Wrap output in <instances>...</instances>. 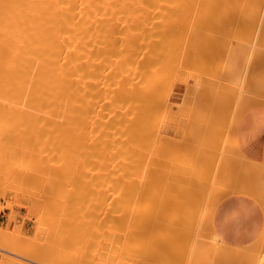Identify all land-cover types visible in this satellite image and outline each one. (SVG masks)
I'll use <instances>...</instances> for the list:
<instances>
[{"label": "bare ground", "instance_id": "bare-ground-1", "mask_svg": "<svg viewBox=\"0 0 264 264\" xmlns=\"http://www.w3.org/2000/svg\"><path fill=\"white\" fill-rule=\"evenodd\" d=\"M230 1L231 0H209L207 6H209L210 9H212V10L209 9L210 11L213 12V10H215V9L220 10V12H223L222 10H226V9H227L226 11H228L227 6L229 5L232 12H229L230 11V9H229L228 12L224 11L226 13L223 12V14H219L220 16L218 15V13L213 15L211 12V14L215 17L212 18V16L209 15L207 17L208 20H209V17L211 16L209 21L211 22V20L213 19L212 23L214 24L215 23L214 19L217 20L218 18H221V15H222V17L227 18L228 16H223V15L234 13V10H235V12H238V9H239V12L241 14L243 11H246L245 5H243V4L248 2L250 4L252 11H253V15H252L250 13L251 11L249 10L250 15H252V16L249 15V17L251 19L248 18V16L246 15L247 13L243 14L244 17H241L242 15L236 16L237 18L240 17L241 19H244V20H245V16H247L246 17L247 25H246V20L245 21L243 20L244 22L239 21V18H238L237 24L235 23L236 22L235 19H234L235 22H232V23H235V25H238V24H240L238 22H241V23L243 22L247 27L244 24L243 25L246 28L249 27V29H250L249 25L251 24V26L253 28L251 27L250 30L257 28V27H255L256 23H255V26L253 23L254 22H260V19L262 17V13H263V8H264V0H235L233 2H230ZM236 1H238V2H236ZM192 2L194 3L197 1L196 0H0V154H2L0 157V163L3 162L5 165L6 164L9 165V166H6V168H4V169L2 167V172H7V174L4 173L7 176L11 175L12 176L11 181H12L13 180V174H15L14 173L15 170L12 169L13 171L12 170L10 171V169L14 168V165H16V166L20 165V168H19L20 170L18 168H17L18 169L17 170L15 167L16 171H18V174H20L22 171H24L25 174L28 175L26 173L27 171H25V170L21 171V169L23 168V169L31 170L29 168H32L34 171L33 173L31 172V174H30V171H28L30 174L29 179L32 180L34 183L35 182L42 183L45 186V190L47 191V193L50 194V196H48V197L53 198L52 194H56V193L59 194L60 193V194L64 195L66 192H68V194H69V192L71 190L70 189L71 187L69 188V186H68L69 190L66 191L65 193L63 192V190L67 188V186L65 185L66 183L63 180L69 175L71 177L72 173L69 171L70 170L69 167L71 166V169H74L72 167L76 165L75 164V163H77L76 160L79 159V157L77 158V156H76V158H77L76 159L74 157V155L75 154H92V155H90V156H92V158L89 155L88 156L92 159L93 171L90 170L91 168L88 169V171L90 170L93 172V178H91V177L90 178L92 179L91 182H93L94 184L89 182L88 183L89 184L88 189H90L91 187L93 189V187H94L95 193L93 191L91 192L92 193L91 196L93 197V195H94V197L92 200L93 202L90 199V201L92 202V203L90 202L92 204V205L90 204L92 210L90 207H89V210H91L92 212L91 213L89 212V214H91L90 222H88L89 228L86 225L88 231L84 229L86 226L83 227V225H82V227H81L84 229V231L86 233L84 235L88 236V237H86V239L84 237V239L87 242L91 243V244L88 243L89 246L87 248L89 251H91L89 249V247L92 245L91 246L92 251H91V255H90L91 257L89 256V259H87L88 261H84L85 258L83 259V261L81 260L82 258L81 259L79 258L80 261L79 260L76 261L77 258L73 259L72 257L70 258V255L68 256V254L70 253V251L68 249H70L69 246L71 245V244L70 245H68V244L72 240L75 242L77 240L79 241L80 235L82 234V232H81V234L79 232L82 231L83 229L79 228L78 226L76 228L72 227L73 217L67 215L68 212H66V213L63 212V210H65L64 208H67L69 206L68 203L65 204L67 202V199L66 198H65L66 200L64 199L66 202L64 203L65 207L63 208V206H62V205H64L63 200H62L63 198L60 196L61 197L60 198L61 203L59 202V204H61V207L57 206L59 204L56 205L57 202L55 203L53 201V200L56 201V198L59 197L58 195H56L55 196L56 198H54L53 200H50L51 201L50 204L53 205L52 204V201H53V203H55L54 204L55 208H57V207L63 208L62 214H61L62 216L64 215L63 213L66 214V215H64V217L69 216L66 218L62 217L63 219H65V227L63 228L61 225L62 228L59 230V232L57 231V233H56L59 235V240H60V237H62L61 242L64 243L66 246V248L63 250L64 252L61 251L62 256L60 257L61 258V260L59 261L60 264H130V263L138 264L137 260H140L142 262L141 263L139 261L141 264H143V262H145L146 264H148V263L152 264L148 260H152V261L154 260V262H158L156 260H159V262H161V263L164 262L162 260H165L168 264H184V263L187 264V262H188V264H262V263H264V258H262L264 256L261 257V256L257 255V251L259 249V246L260 247L264 246V231L262 232L261 236L257 240V241H260L258 243V246H256V244H254V242H253L251 244L246 245V247H244V246L239 247V246L230 245V244L222 241L221 238H219V236L215 234V231H213L214 229H213V225L211 224L212 223L211 217H212V212L215 208L214 206L218 200V198L216 199V197H215L216 196L215 191H216L217 186L215 185V188H214V186H211V187H213V189L215 191L213 190L214 191L213 192L212 190H209V188H208V192H206L207 191L206 190L204 192L205 194L203 193V188H204V190L206 189L204 187V183L209 184L211 182V184H212L213 179H211V178H213V176H211V174L213 172L215 174L216 168L213 171V169H214L213 165L214 164L210 165L212 163L208 162V163H210L208 165H210V167L212 166V168H208V170L210 169V172H207L205 170V173L207 172L206 175H204L205 173L202 174V172H201L206 168L205 162H207L212 157V155H211L212 152H211V154L209 153L210 150L208 153L211 155V157H209V154L208 155L204 154L208 150L206 147H204L202 150H200V151H203L205 148L207 149V150H204L205 152L204 151L202 152L203 154H202L201 158L199 157L200 154L199 155L196 154L194 156V157H196L195 158L196 160L198 157L197 161H199V163H202L201 165L196 166L193 162H192L193 164H191L190 161L187 162L188 160L186 161L184 159L187 163H190L191 165H193L194 168L195 167L197 168V169L195 168L194 170L191 169L192 171L191 170L190 171L194 172V171L199 169L198 173L191 174L189 172L190 175L184 173L185 176L182 179H177V180H176V178H173V176L179 177L180 175L177 176V174L176 175L173 174V176L169 175V177L166 175L168 177V179H170V180L169 181L166 180L167 178L164 179L168 182L167 183L165 181L168 185L164 183V185L161 187V189H163V192L165 194V195L163 194L164 196H161L162 201H159L157 203L156 202L153 203L150 201L153 204L144 203L145 201H143V203H141L142 202L141 198H140L141 199V201H140L138 198L135 199L131 196L134 193L137 194L136 189H135L134 193H129V192H132V190H133L132 187L137 184V182L134 183V181H135L134 177L139 175L136 173V171L138 170L137 172L141 173V171L143 170V169L141 170V166L143 164L141 166L140 165L138 166L137 161L138 162H140V161L138 160L137 156L141 153V149H140L142 146L141 141L144 140V139L141 140L142 138L139 139V137H140L139 136V125H142L141 121L145 117L143 115L142 119H141V114H143L142 111H143V108H145V107H143L145 105L144 103H145V101L147 102V100H148V96L146 98L145 97L146 94L144 95V93L147 90H148V93L151 92V90L149 91V89L152 87L153 84L157 85L159 83L158 85H160L161 81H159V79L164 74V73L162 74V71L160 72L158 70V68L154 71H150V69L153 70L151 68L153 66V63L150 62V65L144 66L145 69H146V67L148 68L150 66L149 70H148V71H150V73L146 69V71L149 73V76H146L147 73L142 70L143 60H144L145 56H147V60H150L152 58L153 54H155L153 58H156V57L158 58V56L160 54L159 55H157V54L160 52L159 51L160 49H158V51H159L158 52L157 47L159 45H162L165 43H167V45H168V43H169L168 48H166L167 47L166 44L163 45V47L166 46V47H164L165 49L169 50V51L168 50L166 51L165 49H163V51H164L163 53H165V52L166 53L167 52L172 53V51L176 49L175 48L176 40L180 39V35L183 33V32L180 34L177 33V29H179V26L182 24V23L181 24L179 23V22H181L180 17L182 18V16L180 14L184 13V15L183 14L182 15L185 16V12L187 14V11L189 9L192 10L191 9L192 5H193ZM199 2H200V0H199ZM234 2L237 3V4L235 3L236 6L238 5L237 8H236V6L234 8V6H233L234 4L233 5L231 4ZM200 4L201 3H199V5ZM194 5H195V3H194ZM239 5H240V7H239ZM241 5L243 6L242 8H241ZM232 8H234V9H232ZM207 9H206V11L204 9L203 13L204 12L207 13ZM192 11L194 12V9ZM215 11H217V10H215ZM215 11L213 13H216ZM203 13H202V15H204ZM254 13L255 14L258 13L259 17L256 18L255 17L256 15L254 16ZM209 14H210V12H209ZM189 15H191V14H189ZM199 15H200V13H199ZM217 15H218V17H217ZM188 17H190V16H188ZM197 18H200V16H198ZM185 19H186V17H185ZM201 19H202V17H201ZM201 19H199V21ZM221 19H223L225 21L224 18H221ZM221 19L217 20L216 24H219L221 21H223ZM256 19L258 21H255ZM186 20L183 22V25H184V23H186ZM202 20L204 22V19H202ZM205 20H206V17H205ZM208 20H207V22H209ZM250 20H251V23H250ZM224 21L222 24L224 26L225 25L229 26V24H227L228 20L226 21V23ZM196 22H197V24H199L198 20ZM200 22H202V21H200ZM207 22H204V25H205V28H203L204 30L206 28H209L208 27L209 24ZM229 22H231V21H229ZM191 23H193V22H191ZM205 23H207L208 25ZM212 23L209 26H211V30L213 31V28L216 27L217 25L213 26ZM261 23L264 24V19L262 20ZM188 24H189V22L185 25H188ZM194 24H196V23H194ZM183 25H181V26L183 27ZM199 25H200L199 28L204 27L203 24H199ZM223 25H221V26H223ZM194 26H196V25H193V27H192L193 30L195 29ZM184 28H185V26H184ZM184 28H182V29H184ZM262 28H261V30H263V31H261V32L263 33L264 32V26H262ZM185 29H188V28L186 27ZM196 29H197V26H196ZM225 29H224V32H225ZM207 30H209V29H207ZM215 30L216 29L214 28V32H215ZM221 30H220L219 34L222 35L223 33H221L222 32ZM246 30H245V33L247 32V35L250 34L248 36L251 37L252 35L250 33V30L249 31H246ZM194 31H197V30H194ZM228 31L229 30H227V33H228ZM230 31H231V28H230ZM199 32H202L201 33L202 37H205L206 35H208L207 33L211 32V31L206 32V33H205V31H199ZM216 32H217V30H216ZM240 32H241V30H240ZM251 32L253 34V30ZM175 33L178 34L177 37H179V38L174 37ZM190 33H191V30H190ZM203 33H205L206 35L205 34L203 35ZM184 34H185V32H184ZM195 34H196L195 36H197V32ZM211 34L212 33H209V35H211ZM219 34L217 33L216 35L218 36ZM225 34H226V32H225ZM225 34H224V36H225ZM221 35H219V37ZM229 35L232 36V34H229ZM193 36L191 34L192 39L194 38ZM174 38H175V42H174V44H172V41ZM208 38H209V36H208ZM208 38H205L204 40L202 38V41H205V42H203V45L206 44V39H207L208 44L210 41L209 39H213V42H215V44H216V41H214V40H216V38L215 39L214 38L208 39ZM242 38H244V37H242ZM189 39H187V40H189ZM218 39L219 40L221 39L220 41H222L223 44L226 40V39L222 40L221 37ZM185 40H186V38H185ZM183 41H184V39H183ZM228 41H229V39H228ZM170 42L172 45L170 44ZM178 42H177V44H178ZM222 42H218V44L220 46L219 47L215 46L214 48L220 49L221 46L223 45ZM244 42H246V41H244ZM179 44H180V42H179ZM193 44H194V42H193ZM215 44H213V45H215ZM259 44H257V46L258 45L260 47L264 46L263 42H262L263 45L261 44V42H259ZM170 45L174 47V49L171 48L172 51L170 50ZM186 46L189 47V44H187ZM205 46L207 48V46H209V45H205ZM223 46L225 48H228L226 42ZM245 46H247V44H245ZM249 46H251V45L249 44ZM178 47H179V45H178ZM233 47H232V49H234ZM241 47H242V45H241ZM254 47H255V45H254ZM158 48H160V47H158ZM189 48L192 49V47H189ZM237 48H239V47H237ZM237 48H236V52L239 51V50L237 51ZM222 49H221L222 52L219 54V55H221L220 57H223V55L224 56L226 55V54H223V52H225V50H222ZM241 49H243V48H241ZM252 49H253V46H252ZM161 51H162V47H161ZM178 51H176V52H178ZM218 51H217V53H218ZM173 52L174 53H172V54L167 53V55L168 54L174 55L176 53L175 51H173ZM205 52H206V50H205ZM205 52H203V53H205ZM236 52H234V53H236ZM240 52L241 51H239V53ZM243 52H241V53H243ZM198 53H202V52L199 51ZM206 53L209 54L210 51L206 52ZM212 53H214V52H212ZM254 53L257 54L258 57L260 58V54L258 52L257 53L254 52ZM185 54H187V52ZM246 54H247V51H246ZM249 54H251V53H249ZM162 56L165 57L166 55L163 54ZM193 56H194V54H193ZM211 56L209 57V55H207V58L209 57L212 59L214 57V56L213 57H211ZM216 56L217 55L215 52V58H216ZM229 56H230V54H229ZM238 56H237V58H238ZM160 57L161 56H159V58ZM167 57H166V60H167ZM185 57L187 58L188 56H185ZM220 57L217 56V59L224 60V58H220ZM232 57H233V59L231 58L232 60H230L231 63L236 61L235 60L236 58L234 59V56H232ZM159 58L153 60L156 63H157V60L159 61L158 65L155 64V67L159 66V67H161V69L167 70V69L163 68L164 67L163 61H165L164 64H167V61L166 60L162 61V59H163L162 57L160 60H159ZM207 58L205 59L206 61H207ZM251 58H253V57H251ZM197 59L199 60L200 57L197 56ZM217 59L215 60V62H214V58L212 60L213 61L212 66H214L213 70L215 71L217 69L216 72L219 71L218 70L219 67L217 68V66L214 65V63H216ZM256 59L257 58L254 56V60H256ZM261 59L263 62L260 61V59H257L254 62V60L252 59L253 62H251V67L253 66L256 69V67L259 65L260 68L258 69V71L264 70V68L262 69V66H261L264 63V58L261 57ZM198 60H197L196 64L199 62ZM208 60H210V59H208ZM161 61H162V63H161ZM200 61L202 62V60H200ZM257 61H258V63L260 62L261 65L257 64ZM168 62H170V61H168ZM182 62H184V61H182ZM226 62H227V60L225 61V64H226ZM244 62H245V60H244ZM151 63H152V66H151ZM159 63H161L162 66ZM171 63L172 62H170V65H171ZM175 63H177V62H175ZM189 63H191L190 58H189L188 64ZM220 63H217V64L220 65ZM227 63H229V60ZM236 63H237V61H236ZM252 63H253V65H252ZM186 64H187V61H186ZM193 64H194V62L191 63V66ZM198 64L201 65L200 62ZM222 64H223V62H222ZM254 64H256V65H254ZM202 65H201V67H204ZM207 65H208V62H207ZM236 65H238V63ZM238 66H241V65H238ZM171 67L172 66H170V68ZM174 67H175V65H174ZM192 68H195V67H192ZM205 68L207 70H209L208 67L205 66L204 69ZM241 68H242V66H241ZM246 68H248V67H246ZM206 69H205V71H206ZM219 69H221V68H219ZM232 69H234L233 66H232ZM157 70L159 71V74L160 73L162 74V75H160L161 76L160 78L158 77V75H157V77H155L156 74H158ZM200 70H203V68H201ZM238 70H239V68H238ZM238 70H237V72H238ZM240 70H242V69H240ZM142 71L145 72L144 75H145V77H147V79L146 78H144V79H146V80L141 78V74L143 73ZM176 71H177V69H176ZM222 72H224V71H221V74H222ZM183 73L185 74V71ZM192 73H189V76ZM260 73H262V72H260ZM260 73H258V74H260ZM151 74H152V76L154 75L153 77H155V79L152 77V80H155V81H153L154 83L151 81V79H148V77H151ZM168 74H166V75H168ZM187 74H188V72H187ZM249 74H251V73H249ZM253 74L250 78L253 77ZM232 75H238V74L234 73ZM164 76L165 75H163V78L165 79L166 77H164ZM176 76H177V73H176ZM203 76H202V78H203ZM249 76L247 78H249ZM255 76H257V75H255ZM263 76H260V77H263ZM178 77L179 76H177L176 78H178ZM223 77H226V76H223ZM156 78L158 81L157 83H155ZM167 78H170V77L167 76ZM199 78H197V80L201 81V79H199ZM226 78H224V79H226ZM192 79H194V78H192ZM142 80H144V82H147V83H149L148 80H150V83H152L151 86H149V88L147 90L144 89V87H146V86H144L145 84ZM204 80H202L201 82H205ZM239 80H241V79H239ZM245 80H246V77H245ZM252 80L253 79H251L250 81H252ZM163 81H166V80H163ZM167 81H169V79ZM250 81H249V83L252 84L253 81L252 82H250ZM211 82H213V81H211ZM217 82L218 81L214 82V84L216 85ZM221 82L222 81H220V83H219V87L221 86ZM163 83H167V82H163ZM207 83H208V81L206 82V84ZM222 83H224V82H222ZM249 83H248V85H250ZM142 84H144V85H142ZM201 84H203V83H200V85ZM208 84L205 86H208ZM164 85H162V86L164 87ZM170 85H172V84H170ZM211 85H213V83ZM254 85H255V83H254ZM254 85H252V86L254 87ZM173 86H174V84H173ZM201 86H198V88H200ZM213 86H210L211 91L217 85L212 89ZM229 86H231V85L229 84ZM229 86L227 85V86H225V88H228ZM244 86H246V85L244 84ZM219 87H216V88L219 89ZM247 87L248 86H246V88ZM249 87L251 89L253 88L251 86H249ZM256 87L259 88V86H256ZM204 88H208V90H209V87H204ZM250 88H249V90H251ZM151 89H153V88H151ZM170 89H172V88H170ZM217 89H214V91H212L213 93L210 91V93H212L211 95L208 94L209 91H207V89H205L206 91H204V92L205 93L207 92L209 97L212 96V97H210L213 99V100H211V101H213L212 105L214 104V102L215 103H222V105H224V107H222V105L220 106V104L219 105L214 104V106L217 108H218V106H220L219 108H224V110L227 111V106L229 104L226 102H228V100L231 98L229 96L230 91H228L231 89V87L229 89H224V90L228 91L229 94L225 93L226 91L224 92V90L222 92V90H217ZM253 89H252V91H256ZM156 90L153 89L152 92L155 93ZM191 90H193V85H192ZM202 90H203V88H201V91ZM197 92H198V90H197ZM151 93H150V95H151ZM189 93H190V90H189ZM243 93L246 94L247 92H243ZM243 93H241V94H243ZM258 93H260V92L258 91ZM165 94H166V92H165ZM190 94L188 95V97L184 98V100L182 99L183 100L182 103L184 105H186L185 108H187L189 100H191V102H189V104L195 101V98H193V97H195L193 95V93L191 95ZM232 94H230V95L233 98L234 94L233 95ZM192 95H193V97H192ZM203 95L205 97L206 94H202V97H200L201 101H202V99H204ZM225 95L228 97L226 98ZM235 95H234V97H235ZM159 96H160V94H159ZM197 96L198 95H196V97ZM199 96H201V95H199ZM236 96L238 97V93ZM246 96H248V95H246ZM154 97H156V96H154ZM209 97H208V99H209ZM255 97H253V98H255ZM160 98L162 99V97H160ZM166 98H167V96H166ZM169 98H171V95ZM169 98H167V99L169 100L168 101L169 104H171V101ZM189 98H191V99H189ZM205 98H207V97H205ZM243 98L244 97H242V99H239L240 100L239 102H241V100L243 101ZM161 99H158V101L161 102ZM223 99H225L227 101H225ZM151 100H152V98H151ZM251 100L252 99L249 98V101H246L247 106L241 105L242 104L241 103L240 104L241 106L239 105L240 107L238 106L237 109H245L246 110V109H250V108L255 107V106L264 105L263 99L261 101H258V102H256V99L254 101L252 100L253 103L250 102ZM163 101L165 103H167L166 99ZM204 101H205V99H204ZM204 101H202V102H204ZM231 101L232 100L229 101L230 104L234 103V105H236L235 104L236 99L232 103H231ZM196 102L200 103V101H196ZM196 102H194V103H196ZM209 102H210V100H209ZM209 102L207 101V104ZM239 102H237V104H239ZM244 102H245V100H244ZM248 102H250L251 104H249ZM147 103H149V101ZM161 104L159 106H161ZM169 104H168V106H169ZM201 104L204 107L205 103L204 104L201 103ZM226 104H227V106H225ZM232 105L229 108H232L233 107ZM157 106H158V103H157ZM168 106L166 105V108ZM194 106H196V104ZM207 106L208 105H205L204 108L206 109ZM146 107L149 108L148 106H146ZM203 107L201 106V108H203ZM198 108H199V106H198ZM152 109L153 108H151V110ZM207 109H208V107H207ZM210 109L211 108H209V111H210ZM103 110H105L104 116H103ZM149 110L150 109H148V111ZM151 110H150V112H151ZM188 110H189V108H188ZM198 110L200 111V109H198ZM215 110H217V109H215ZM209 111H208V113H209ZM243 111L244 110H240L239 112L241 114H243L244 113ZM152 112H153V110H152ZM168 112H169L168 116L169 117L172 116L170 110ZM189 112H191V111L189 110ZM146 113H149V112L146 111ZM200 113H201V111H200ZM150 114L151 113H149V115ZM217 114H218V112L216 113V115ZM161 115H162V113H161ZM161 115H160V118H161ZM208 115H210V114H208ZM226 115H228V114H226ZM239 115L240 114L238 113V116ZM150 116H152V115H150ZM205 116H207V115H205ZM219 116H221V115H219ZM222 116L226 120L228 119L227 116H226L227 118L224 116V112H223ZM147 117H146V119H147ZM223 117H221V119ZM152 118H153V116H152ZM193 118H194V116H193ZM213 118H214V116H213ZM217 118H218V116H217ZM147 120H146V122H147ZM148 121L150 122L151 120H148ZM158 121H159V119H158ZM158 121L155 119L154 123L157 124ZM207 122H208V119H207ZM223 122H225V120ZM151 123H153V122H150V124ZM205 124H207V123H205ZM233 124L235 125L234 122H233ZM223 125L227 126V123H223ZM234 125H233V127H234ZM154 126L156 127V125H154ZM154 126L153 127L149 126L148 128H151V130H153V128H155ZM203 126H202V128H203ZM213 126H215V125H213ZM213 126H208V128H211ZM229 126L227 128H230ZM208 128L207 129L204 128V129L208 132L209 135L213 134V132L209 133ZM224 128H222V130ZM199 129H200V127H199ZM232 129L233 128L231 127V130ZM210 130L213 131V129H210ZM147 131H150V130L148 129ZM197 131L199 132L198 129H197ZM232 131H230V132H232ZM205 132H203L204 138L206 137ZM215 132H216V130H215ZM147 133L148 132H146V134ZM216 133H214V134H216ZM149 134H152V132ZM199 134H201V133H199ZM220 134H221V132L219 133L218 137L222 136V134L221 135ZM160 135H161V133L158 136H160ZM163 135L164 134H162V136ZM231 135H232V133H231ZM165 136L166 135H164L163 137H165ZM215 136H217V135H215ZM229 136H230V134H229ZM190 138H191V136L189 137V139ZM213 138H215V137H213ZM229 138H231V137H229ZM203 140H204V142H202V143L200 142L199 145L205 146L203 144V143H205V139H203ZM224 140H225V138H224ZM211 141H210V144L212 145ZM233 141H234V139H233ZM147 142L148 141H146V143H145L146 145H148L150 143V142L149 143H147ZM153 142H156V140ZM172 142H170V145H172L171 144ZM187 142H189V141H187ZM196 143H197V141H196ZM232 143H234V142H232ZM155 144L156 143H154L153 145H155ZM157 144H158L157 146L159 147V143H157ZM175 144L176 143L174 142L173 145L175 146ZM227 144L228 143L226 142V145ZM229 144H231V143H229ZM215 146L216 145H214V147ZM159 148H156V149L159 150ZM215 148H218V145ZM225 148H226V146H225ZM143 149L146 151L147 147H146V149L143 147ZM174 149H176V147H174ZM200 149H201V147H200ZM231 149H233V147ZM149 150H150V148H149ZM187 150L189 151L190 149H187ZM216 150H219V149H216ZM150 151H149V153H150ZM175 151H174V155H176ZM222 151H223V149H222ZM142 152H144V151L142 150ZM165 152L167 153V151H165ZM195 153H196V149L194 151V154ZM230 153H232V152H230ZM36 154L37 155L42 154V155H40V158H39L40 160H38ZM151 154H149V155H151ZM203 155L207 156L208 158L205 157V159H203V157H204ZM213 155H214V153H213ZM41 156L44 157V158L42 157L43 161L41 159ZM70 156H73V157H71L73 159H71ZM240 156L241 155L239 154V157ZM165 157H166V155H165ZM170 157H171V155H170ZM183 157H185V156H183ZM194 157L192 156L193 159H194ZM224 157H225V155H224ZM224 157L222 156L221 158H224ZM241 157L239 159H238V157H236L238 159V161L235 160L236 158L233 159L230 156H229L228 160H227V157L225 160L228 162V165L232 164V162L235 163L234 165L238 164L235 167H236V169L238 168L237 172L239 171V173L241 175V177L238 176L241 179V180L239 179V181L241 183L238 184V182H237V184L239 185V189H240V187H242L240 191L249 193L250 195L256 197V199L260 200V202L262 203V205L264 207V179H263L264 166L263 165L261 166L259 164L257 165V163L255 164L253 162H249V160L245 159L246 157L245 158L243 156H241ZM167 158H168V156H167ZM83 159H84V157H83ZM186 159H190V158L188 157ZM200 159H202V161L204 160V162H202ZM15 160H17V161L20 160V162L18 161L19 164H14ZM70 160H71V162H70ZM72 160H74V162ZM135 160H137V161H135ZM217 160H215V161H217ZM231 160H232V162L230 163ZM39 161H42V162H39ZM155 161H156L155 163L158 162L157 159ZM218 161H220V160H218ZM235 161L238 163H236ZM84 162H83V165H84ZM162 162H164V161H162ZM168 162H170V161H168ZM173 162L174 161L170 162L169 164H171ZM177 162H178V160H177ZM203 163H205V165ZM222 163L220 162V165H219L220 168H218V172H217V173H220V175L224 173V172L221 173V169H222L221 164ZM10 164H12V165H10ZM72 164H75V165L72 166ZM78 164H81V163H78ZM139 164H141V163H139ZM152 164H153V161H152ZM179 164L181 165L182 162ZM244 165H246V166H244ZM26 166L28 168H24ZM177 166H178V164H177ZM200 166H202L204 168V169L201 168V171H200ZM7 167H8L9 171L6 170ZM178 167H177V169H178ZM185 167H187V166H185ZM230 167H231V165H230ZM230 167L227 168L228 172H231L234 169L233 168L231 170ZM75 168L78 169V167H75ZM189 168H191V167H189ZM0 169H1V167H0ZM3 170H5V171H3ZM139 170H140V172H139ZM175 170H176V168H175ZM79 171H81V169H79ZM165 171H167V170H165ZM180 171H182V170H180ZM8 172H10V173H8ZM11 172H13V173L11 174ZM199 172L201 173V175L199 174ZM153 173H151V174H153ZM239 173H238V175H239ZM16 174H17V172H16ZM75 174H76V172H75ZM163 174L165 175V173H163ZM160 175H162V173ZM182 175H183V173H182ZM2 176H3V174H2ZM2 176L0 177L1 182L6 181L8 179V177L6 179L5 178L6 176H4V177H2ZM21 176L23 177V174H20V177ZM91 176H92V174H91ZM201 176H204V177L206 176V177L204 179V178H201ZM14 177H15V175H14ZM25 177H27V176H24V178ZM143 177H140V178L142 179ZM149 177H150V175H149ZM215 177H217V180L215 178L216 181H220L221 176L219 178V176L217 174V176H215ZM233 177H235V176H233ZM18 178H19V176H18ZM18 178L16 176L14 178V180L17 179L16 182L18 183V180H19L20 181L19 183L22 184V182L24 180L21 182L22 178L21 179L20 178L18 179ZM68 178H66L67 179L66 181L69 182V180H70V182H71V179H68ZM171 178L175 179L176 182L171 180ZM225 178H226V176H225ZM225 178H222L223 180L221 179V181L223 182ZM72 179H73V176H72ZM146 179L147 178H145V180ZM158 179H159V174H157L155 172V174L151 176L150 180L149 181L147 180V181L149 182V184H150V182L160 184V182L162 180L160 182H158L159 181ZM202 179L206 180L207 182L202 181ZM209 179L211 181L208 182ZM7 181L5 183H7ZM11 181L9 178L8 182H10V184H12ZM87 181H89V179ZM87 181L85 180V184L87 183ZM172 181L175 182V184L173 183L174 185L169 186V183L171 185ZM141 182H143V181H141ZM141 182L139 183V181H138L140 186H139V184H137L135 186V187L139 186V188H138L139 191L142 187L141 185H143V183H145V182H143L141 184ZM213 182L216 183L215 181H213ZM14 183H15V181H14ZM24 183L25 182H23L22 187H23V185L24 186L26 185ZM71 183L74 185L73 182H71ZM75 183H76V181H75ZM90 183L92 184L91 187H90ZM133 183H134V185H133ZM88 184H86L87 187H88ZM149 184H147V185H149ZM220 184L223 185V183H220ZM165 185H167L166 186L167 188H165V190H164ZM28 187L29 186L26 185L25 188L28 189ZM30 187H29V189H31ZM32 187H34V186H32ZM41 187L39 190H41ZM143 187L145 189V186H143ZM168 187H170V190H167V189H169ZM227 187H229V186H227ZM8 188H9V186H8ZM11 188H13V187H11ZM36 188H33L32 190H34V189L36 190ZM151 188H152V186H151ZM157 188H159V187H157ZM236 189H237V187L234 189H231V190L232 191L235 190L236 192H238L239 190H236ZM37 190H38V188H37ZM43 190H41L42 195H43ZM143 190H142V193L140 192V194H142V195H144ZM27 191H29V190H27ZM209 191L214 193V194L211 193L209 196H207V193H209ZM218 191H217V193H218ZM235 191L233 193H236ZM38 192H40V191H38ZM61 192H63V193H61ZM74 192H76V191H74ZM74 192H71V193H74ZM84 193L85 192L83 191L82 194H84ZM155 193H157V192H155ZM41 194H39L38 196H41ZM76 194L77 193H75V197H74L75 199H76V197L79 198V196H77ZM140 194L138 197H140V196L142 197V195H140ZM151 194L153 195V192ZM65 195L68 198V202L70 203L69 200H70V198H72V196L69 194V196H71L69 198L67 196V194H65ZM65 195H64V197H65ZM218 195H219V193H218ZM151 197H153V196H151ZM157 197H159V196H157ZM161 198H158V199H161ZM38 199H40V198H38ZM41 199H43V198H41ZM77 200H80V199H77ZM43 201L44 200L39 201V202L44 204ZM45 201H46V198H45ZM71 201H73V200H71ZM147 201H148V199H147ZM39 202H38V204H39ZM46 204L47 203L45 202V205ZM66 205H67V207H66ZM38 206H40V204ZM148 206H149L148 210L153 207L152 209L155 210L154 211L155 216H152L151 218H149L147 220L144 218V208H147ZM169 206L171 207V209L168 208ZM45 207L46 206H44V208ZM205 208H206V210L204 211ZM45 209H47V208H45ZM45 209H44V211H45ZM53 210H51V213ZM167 210H169V211H167ZM151 211L152 210H150V212ZM166 212L167 213L172 212L171 213L172 215H170V213H168L170 215L169 216ZM12 221H13V219L11 218L9 220V224H8L9 227L11 226ZM60 222H62V221H60ZM50 226L54 227V225H50ZM62 230H63V232H62ZM0 231L2 233V234L0 233L1 234L0 235V245L10 244L7 239L2 238V235H4L5 232L7 233L8 231L5 229L2 230V228H0ZM50 231H52L51 233H53V230L50 229ZM55 232H56V230H55ZM59 233L61 234V236ZM181 233L183 236L179 235ZM76 236L77 237L79 236V237L77 239H75ZM204 237H208L209 240L207 238L204 239ZM82 238L83 237L81 235V239ZM182 239H183V241H181ZM202 239H204V240H202ZM184 240L187 241V244H185ZM206 240H208V241H206ZM67 247H69V248H67ZM42 252L44 253L45 251H42ZM42 252L36 251V253L33 254V258L38 259V260L46 259L45 253L43 254ZM133 253L135 254V256H137V258L140 255L139 257H141L142 259H140V258L137 259V258L131 256ZM88 254H90V253H88ZM186 254H188V255H186ZM262 255H264V254H262ZM148 256H150L151 259H149L150 257H148ZM145 257H147L146 258L147 261H145L146 259L144 260ZM201 257L206 258V262L200 263L198 261V259ZM129 258L133 259L132 261H134V262L129 263V260H130ZM134 258L136 259L137 263L135 262ZM71 259H73L75 261H73Z\"/></svg>", "mask_w": 264, "mask_h": 264}, {"label": "rangeland", "instance_id": "rangeland-1", "mask_svg": "<svg viewBox=\"0 0 264 264\" xmlns=\"http://www.w3.org/2000/svg\"><path fill=\"white\" fill-rule=\"evenodd\" d=\"M197 2H194L195 3V5H194V3H193V5H192V10L194 9V12L192 11V10H188L187 11V14H186V12H185V16H183L184 15V13H181L180 15L182 16V18L180 17V21L181 22H179L181 25H183V22L186 20V23H184V25H183V27L180 25L179 26V29H177V33H182L181 35H180V39H177L179 42H180V44H179V42L176 40V46H175V50H173V51H178V52H176L174 55H171L172 53H174L173 51H172V49H174V47L173 46H171L172 44H174V42H175V38L178 36V34L177 33H175V35H174V39H173V41H172V44H171V42H170V50L172 51V53L171 52H167V53H171V54H168L167 55V53L165 52V53H163L164 51H163V49H165L164 47H166V48H168V46H169V43H168V45H167V43H165L166 44V46H164L163 47V45H165V44H162V45H159L158 47H160V48H158L157 47V51H158V49H160L158 52V54L157 55H159V56H161L162 58L164 57V56H162L163 54H165L166 56L162 59V61L163 60H166V57H167V64H164L165 63V61H163L164 63H163V68H165V69H167V70H164V69H161V67H159V66H156L155 67V64H157L158 65V60H157V63L155 62V61H153V60H155V59H158L159 58V56H158V58L156 57V58H153L154 57V55L155 54H153V56H152V58L150 59V60H147V56H145V58H144V60H143V68H142V70L143 71H145L146 73H147V75L146 76H149V73H150V71H154V70H156L157 68H158V70L161 72L162 71V74L163 75H165L164 77H166L165 79L163 78V75L160 73L159 74V71L157 70V72H158V74H156V76L155 77H157V75H158V77L160 78L161 76L160 75H162V79L160 78H158L159 79V81H161V84L163 83V82H167V83H163L162 85H164V87L161 85H156V84H153L152 85V87L151 88H153V89H157L156 90V92L155 93H153L152 91H153V89H149V91L151 90V92H149L148 93V88H149V86H151V84L152 83H150V80H148L149 81V83H147V82H144V80H146L147 79V77H145V72H143L142 74H141V78H146V79H144V80H142L143 82H144V84H142V85H144V86H146V87H144V89L145 90H147V91H145V93H144V95H145V97L147 98V96H148V100H147V102L149 101V103H147L146 101H145V105L143 106V107H145V108H143V115L145 116L144 117V119H143V128L144 129H142L141 128V125H139V139H141V140H143V141H141V143H142V146L146 149V147H147V149L149 150V148H150V153H149V151L146 149V151L143 149V147L142 148H140L141 150H143L144 152H143V154H139L138 156H137V158H138V160L140 161V162H138L137 160H135V161H137V163H138V166L140 165H142L141 166V173H138L137 171H136V173L137 174H139L138 176H135L134 178H135V181H134V183H136L137 182V184H139L141 181H143V182H145V183H143V182H141V184L143 183V185H141L142 187H141V189H140V191H139V186H140V184H139V186L138 187H135L136 185H134V183H133V190H132V192H129V193H134L135 192V189H136V193L137 194H133V195H131L133 198H138L139 200H143V201H145L144 203H146V201H147V199H148V201H147V203H151V202H159V201H162V198H161V196H164L165 194H164V192H163V189H161V187L164 185V183L165 184H167L168 182L166 181V180H170V179H168V177H169V175L171 176H173V174H177V176H179V177H174L173 176V178H176V180L177 179H182L184 176H185V174H188V175H190V173L191 174H194V173H198V170H196V171H194V172H191L192 170L191 169H195L194 168V166L193 165H191V164H195L196 166L197 165H201L202 163H199V161H197L198 160V157H197V160L195 159L196 157H194L196 154H184L183 156H185V157H183V160L185 159L187 162H189L190 161V163H187L185 160V162H186V164L184 163L183 164V162H182V164H181V166H183V168L181 167L180 169H176L175 170V172H173V170H172V168L171 167H173V165H174V162L173 163H171V164H169L170 162H172V161H174V160H172L173 158H172V156H173V154H165L166 152L165 151H167V153H169V151L171 150V147L170 146H172V145H170V142H172V141H177L176 139H173V138H170V137H168V136H165V137H163L162 136V134H164V128H165V125L167 124V123H169V120H170V117L168 116V111H169V109L168 108H170V104H169V100L167 99V98H169L170 97V95H171V93H172V90H173V87L175 86V85H177V84H183V85H185V86H187V87H189L190 89H192V85H193V90L195 91V90H197L198 89V86H201V87H206L205 85H207L208 83L210 84H208L209 86H213L212 87V89L216 86V87H219V83H220V81H222V82H224V83H222L221 82V86L219 87V89H217L216 87L214 88V89H217V90H222V92H223V90L224 89H229L230 87H231V89L230 90H228V91H230V94H236L237 95V93H238V97L235 95V97H234V95H233V98H232V96L229 94V92L228 91H226V90H224V92L225 93H228L229 94V96L231 97H229L230 99L228 100V102L230 101V100H232L231 101V103L232 102H234L235 101V99H236V101H235V104L236 105H234V103H232L233 105H234V108L235 107H237L238 108V106L241 104V105H245V106H247V102L246 101H249V98L250 99H252L253 101L256 99V102H258V101H261L262 99L264 100V70H259L258 71V69L260 68L259 67V65L256 67V69L252 66L251 67V62H253L252 61V59L254 60V56L257 58V59H260V61H262V59H261V57H263L264 58V46H262V47H260L259 45V42H261V44H262V42H263V44H264V32L262 33L261 31H263V30H261V28H262V26H264V24H262L261 22H262V20L264 19V8H263V13H262V17H261V19H260V22H254L253 24H254V26H255V23H256V26L255 27H257V28H255V29H252L253 30V34H252V30H250L251 29V24L249 25L250 26V29H249V27L248 28H246L247 26V20H246V17L248 16V18H250L249 17V15H250V13L253 15V11H252V9H251V7H250V4L247 2V3H245V4H243V5H245V10L246 11H243L241 14H240V12H239V9H238V12H235V10H234V13H230V14H225V15H223V16H228L227 18L226 17H222V15H221V18H226L227 20H228V22H227V24H229V26H224L222 23H223V19H221V18H218L217 20H223V21H221L219 24H216V22H217V20H215L214 19V21H215V23L213 24L212 23V21H213V17H215V16H213V15H215V14H217L218 13V15L219 14H223V12L224 11H226V10H222L223 12H220V10H218V9H215V10H217V11H215V10H213V12L215 11L216 13H213L212 11H210V10H212V9H210V7L209 6H207V4H208V2H209V0H200V2H199V0H196ZM233 1H235V0H231L230 2H233ZM229 2V1H228ZM236 2H238V1H236ZM236 2H234V3H231L233 6H234V8H235V6H236ZM199 3H201L200 5H199ZM236 3V4H235ZM230 4V5H231ZM239 4V3H238ZM199 5V6H198ZM231 5V6H232ZM197 6V7H196ZM227 6V5H226ZM238 6V5H237ZM237 6H236V8H237ZM228 7V11H229V9H230V7H229V5L227 6ZM239 7H240V5H239ZM243 6L241 5V8H242ZM208 8V9H207ZM223 8V7H222ZM221 8V9H222ZM234 8H232V9H234ZM205 9V11H206V9H207V13L206 12H204L203 13V10ZM210 9V10H209ZM220 9V8H219ZM244 9V8H243ZM242 9V10H243ZM196 10V11H195ZM241 10V9H240ZM251 12H250V11ZM228 11H226V12H228ZM196 12V13H195ZM200 13V15H199V13ZM204 14V15H202V13ZM209 12H210V14H209ZM211 12H212V14H211ZM226 12H224V13H226ZM229 12H232L231 11V9H230V11ZM250 12V13H249ZM238 13V14H237ZM247 13V14H246ZM249 13V14H248ZM183 14V15H182ZM189 14H191V15H189ZM207 14V15H206ZM243 14H246L247 16H245V20H246V25L243 23L245 20L244 19H241L240 17H238L239 18V21H243L242 23L241 22H238V23H240V24H238V25H235V23L237 24V21H238V18L236 17V16H239V15H242L241 17H244L243 16ZM190 16V17H188V16ZM202 15V16H201ZM209 15H211L212 16V20H211V22L209 21L210 20V17H209V20H208V16ZM218 15H217V17H218ZM234 15V16H233ZM252 15H250V16H252ZM256 15V16H255ZM198 16H200V18H197ZM220 16V15H219ZM254 16L256 17V18H258L259 17V15H258V13L257 14H255L254 13ZM185 17H186V19H185ZM188 17V18H187ZM201 17H202V19H204V22H207V20L210 22H207L209 25H211V23L213 24V26L214 25H217L216 27H214L216 30H217V32H216V30H215V32H214V28H213V31L211 30V26H209L207 23H205V24H207L208 25V27L209 28H206L205 30L203 29V28H205V25H204V22H203V20L201 19ZM204 17V18H203ZM205 17H206V20H205ZM216 17V18H217ZM236 17V18H235ZM184 19V20H183ZM197 21L198 20V22H199V24H203L204 25V27H200L199 28V24H197V22L195 21V20ZM199 19H201L200 21H202V22H200L199 21ZM225 19V23H226V20ZM236 20V22H235V20ZM241 19V20H240ZM251 19V18H250ZM195 21V22H194ZM229 21H231V22H229ZM254 21V20H253ZM255 21H258L257 19L255 20ZM189 22V24L188 25H185V24H187ZM191 22H193V23H191ZM232 22H235V23H232ZM194 23H196V24H194ZM249 23V22H248ZM250 23H251V20H250ZM196 25L197 26V29H196V26H194V30H197V31H194L193 29H192V27H193V25ZM234 24V25H233ZM246 26H244V25ZM221 25H223V26H221ZM184 26H185V28L187 27L188 29H185L184 28ZM202 26V25H201ZM222 28H221V27ZM181 27V28H180ZM227 27V28H226ZM244 27V28H243ZM182 28H184V29H182ZM190 28V29H189ZM220 28V29H219ZM226 28V29H225ZM229 28V29H228ZM230 28H231V31H230ZM233 28V29H232ZM253 28V27H252ZM200 29V30H199ZM202 29V30H201ZM207 29H209V30H207ZM219 29V30H218ZM222 29V30H221ZM224 29H225V32H226V34H225V32H224ZM243 29V30H242ZM247 29V30H246ZM250 30V33H251V37L250 36H248V35H250V34H248L247 35V32L245 33V30L246 31H249ZM259 29V30H258ZM263 29V28H262ZM190 30H191V33H190ZM193 30V31H192ZM220 30L222 31L221 33H223L222 35L221 34H219V32H220ZM227 30H229L228 31V33L229 34H232V36L231 35H229L228 33H227ZM239 30V31H238ZM240 30H241V32H240ZM199 31H205V33L206 32H209V31H211V32H209V33H212L211 35H209V33H207L208 35H206L205 33H203V35L205 34L206 36L205 37H202V32H199ZM244 31V32H243ZM184 32H185V34H184ZM197 32V36H195L196 33ZM214 32V33H213ZM219 34V35H221L220 37L222 38V40H225V42H226V44H227V47L228 48H225L223 45L225 44V42H224V44H223V42L222 41H220L218 38H220L219 37V35L217 36L216 34ZM177 34V35H176ZM191 34H192V36L194 37L193 39H192V37H191ZM224 34H225V36H224ZM208 36H209V38H216V40H214V41H216V44H215V42H213V39H209L208 38ZM211 36V37H210ZM215 36V37H214ZM218 38H217V37ZM238 36V37H237ZM224 37V38H223ZM231 37V38H230ZM242 37H244V38H242ZM246 37V38H245ZM177 38H179V37H177ZM185 38H186V40H185ZM190 38V39H189ZM202 38H203V40L205 39V38H208L209 40V44H208V42H207V39H206V44L205 45H209V46H207V48H206V46L205 45H203V42H205V41H202ZM250 38V39H249ZM255 38V39H254ZM183 39H184V41H183ZM187 39H189V40H187ZM228 39H229V41H228ZM242 40V41H241ZM250 40V41H249ZM257 40V41H256ZM188 41V42H187ZM194 42V44H193V42ZM244 41H246V42H244ZM177 42H178V44H177ZM218 42H222V46H221V48L219 49H217V48H214L215 46L216 47H219L220 45L218 44ZM259 44L258 46H257V44ZM187 44H189V47H192V49H190L188 46H186ZM192 44V45H191ZM213 44H215V45H213ZM245 44H247V46L249 47H247V46H245ZM249 44L251 45V46H249ZM255 45V47H254V45ZM262 44V45H263ZM178 45H179V47H178ZM229 45V46H228ZM234 47H233V46ZM241 45H242V47H241ZM184 46V47H183ZM235 49H232V47ZM244 46V47H243ZM252 46H253V49H252ZM161 47H162V51H161ZM182 47V48H181ZM203 49H202V48ZM224 47V48H223ZM237 47H239V48H237ZM259 47V48H258ZM172 48V49H171ZM178 48V49H177ZM210 48V49H209ZM213 48V49H212ZM223 48V49H222ZM236 48H237V51L239 50V51H241V52H243V53H239V51L238 52H236ZM241 48H243V49H241ZM248 48V49H247ZM187 51H186V50ZM190 49V50H189ZM200 49V50H199ZM217 49V50H216ZM221 49L222 50H225V52H223V54H226L225 56L223 55V57H220L221 55H219L222 51H221ZM227 49V50H226ZM232 49V50H231ZM247 49V50H246ZM251 49V50H250ZM256 49V50H255ZM166 51L168 50V49H165ZM189 50V51H188ZM202 50V51H201ZM205 50H206V52H209L210 51V53L209 54H207L206 52H205ZM214 50V51H213ZM219 50V51H218ZM231 50V51H230ZM234 50V51H233ZM254 50V51H253ZM169 51V50H168ZM197 51V52H196ZM202 52V53H198V52ZM217 51H218V53H217ZM233 51V52H232ZM246 51H247V54H246ZM253 53H252V52ZM187 52V54H185ZM203 52H205V53H203ZM212 52H214V53H212ZM215 52H216V55L218 56V57H220V58H224V60H220V59H217V56H216V58H215ZM228 52V53H227ZM234 52H236V53H234ZM254 52H258L259 54H260V58L258 57V55L257 54H255ZM194 54V56H193V54ZM198 53V54H197ZM249 53H251V54H249ZM196 54V55H195ZM209 55V57L211 56V57H213L214 58V62H215V60L217 59V61H216V63H214V65L215 66H217V68L219 67V68H221V69H219L218 68V72H216V70L214 71L213 70V68H214V66H212L213 64H212V60H213V58L211 59V58H207V55ZM229 54H230V56H229ZM237 54V55H236ZM240 54V55H239ZM255 54V55H254ZM156 55V56H157ZM201 55V56H200ZM239 55V56H238ZM244 55V56H243ZM252 55V56H251ZM254 55V56H253ZM184 56V57H183ZM185 56H188L187 58L185 57ZM192 56V57H191ZM197 56L198 57H200V59L198 60L197 59ZM232 56H234V59L237 61V63H238V65H241L242 66V68H241V66H238V65H236L237 63H236V61H232L233 63H231L230 62V60H232L233 59V57ZM237 56H238V58H237ZM161 57L159 58V60L161 59ZM173 57V58H172ZM194 57V58H193ZM240 57V58H239ZM250 57V58H249ZM251 57H253V58H251ZM171 58V59H170ZM189 58H190V61H191V63L192 62H194V64L191 66V63H189L188 64V62H189ZM193 58V59H192ZM202 58V59H201ZM207 58V61L205 60ZM226 58V59H225ZM232 58V59H231ZM170 59V60H169ZM187 59V60H186ZM192 59V60H191ZM196 61H195V60ZM208 59H210V60H208ZM256 59V60H257ZM148 62H147V61ZM197 60L201 63V65L202 66H206V67H208L209 68V70H207L206 68V71H205V69H204V67H201V65H199L198 63L196 64V62H197ZM200 60H202V62L200 61ZM205 60V61H204ZM227 60V62H228V60H229V63H227L226 62V64H225V61ZM240 62H239V61ZM244 60H245V62H244ZM256 60H254V62L256 61ZM162 61H161V63H162ZM168 61H170V62H172L171 63V65H170V62H168ZM174 61V62H173ZM182 61H184V62H182ZM186 61H187V64H186ZM150 62H152L153 63V66H152V63H151V68L153 69V70H151L150 69V71H148L149 70V67L147 68L146 67V69H147V71L149 72H147L146 71V69H145V67L144 66H146V65H150ZM155 62V63H154ZM175 62H177V63H175ZM207 62H208V65H207ZM221 62V63H220ZM222 62H223V64H222ZM263 62V61H262ZM161 63H159L160 65H161ZM174 63V64H173ZM183 63V64H182ZM211 63V64H210ZM217 63H220V65L219 64H217ZM169 64V65H168ZM173 64V65H172ZM217 64V65H216ZM257 64H260V62L258 63V61H257ZM168 65V66H167ZM174 65H175V67H174ZM177 65V66H176ZM210 65V66H209ZM226 65V66H225ZM236 65V66H235ZM252 65H253V63H252ZM254 65H256V64H254ZM261 65V64H260ZM162 66V65H161ZM167 66V67H166ZM170 66H172L171 68H170ZM200 68H199V67ZM232 66L234 67V69H232ZM262 66V69L264 68V63L261 65ZM177 67V68H176ZM192 67H195V68H192ZM246 67H248V68H246ZM197 68V69H196ZM201 68H203V70H200ZM225 68V69H224ZM237 68V69H236ZM238 68H239V70H238ZM176 69H177V71H176ZM180 69V70H179ZM228 69V70H227ZM240 69H242V70H240ZM246 69V70H245ZM171 70V71H170ZM184 70L185 71V74L182 72V71ZM191 70V71H190ZM237 70H238V72H237ZM167 71V72H166ZM188 72V74H187V72ZM201 71V72H200ZM209 71V72H208ZM221 71H224V72H222V74H221ZM156 72V73H157ZM170 72V73H169ZM193 72V73H192ZM237 72V73H236ZM260 72H262V73H260ZM155 73V72H154ZM169 73V74H168ZM176 73H177V76H179L178 78H176L177 76H176ZM189 73H192V74H190V76H189ZM209 73V74H208ZM212 73V74H211ZM224 73V74H223ZM229 73V74H228ZM238 74V75H232V74ZM245 73V74H244ZM249 73H251V74H249ZM254 73V74H253ZM258 73H260V74H258ZM153 74V73H152ZM152 74H151V77H148V79H151V81L153 82V81H155V80H152V77L154 76H152ZM166 74H168V75H166ZM250 76H249V75ZM252 74H253V77L252 78H250L251 76H252ZM201 77H200V76ZM204 75V76H203ZM255 75H257V76H255ZM167 76L168 77H170V78H167ZM188 76V77H187ZM202 76H203V78L205 79H203L202 78ZM223 76H226V77H223ZM237 76V77H236ZM241 76V77H240ZM249 76V78H247ZM259 76V77H258ZM260 76H263V77H260ZM155 77H153L154 79H155ZM182 77V78H181ZM200 77V78H199ZM245 77H246V80H245ZM256 77V78H255ZM173 78V79H172ZM192 78H194V79H192ZM197 78H199V79H201V81L202 80H204L205 82H201L200 80H197ZM224 78H226V79H224ZM261 78V79H260ZM169 79V81H167ZM215 81H214V80ZM231 79V80H230ZM235 79V80H234ZM239 79H241V80H239ZM251 79H253L252 81H250ZM163 80H166V81H163ZM179 80V81H178ZM163 81V82H162ZM182 81V82H181ZM208 81V83L206 84V82ZM211 81H213V82H211ZM216 81H218L217 83H216V85L214 84V82H216ZM249 81L250 82H252V84H250L249 83ZM255 81V82H254ZM142 82V83H143ZM158 81H157V78H156V82L155 83H157ZM175 82V83H174ZM189 84H188V83ZM199 82V83H198ZM235 82V83H234ZM244 82V83H243ZM250 84V85H248V83ZM154 83V82H153ZM187 83V84H186ZM200 83H203V84H201L200 85ZM213 83V85H211ZM254 83H255V85H254ZM148 86H147V85ZM170 84H172V85H170ZM173 84H174V86H173ZM199 84V85H198ZM229 84L231 85V86H229ZM244 84L246 85V86H248L247 88H246V86H244ZM195 85V86H194ZM198 85V86H197ZM229 86L228 88H225V86ZM252 85H254V87L252 86ZM249 86H251V87H253L252 89L253 90H256V91H252V89L249 87ZM256 86H259V88L258 87H256ZM203 87V88H204ZM223 87V88H222ZM237 87V88H236ZM170 88H172V89H170ZM235 88V89H234ZM240 88V89H239ZM244 88V89H243ZM249 88L251 89V90H249ZM213 89V90H214ZM234 89V90H233ZM259 89V90H258ZM159 91V92H158ZM242 91V92H241ZM250 91V92H249ZM252 91V92H251ZM258 91L260 92V93H258ZM147 92V93H146ZM158 92V93H157ZM165 92H166V94H165ZM171 92V93H170ZM236 92V93H235ZM243 92H247L246 94H244ZM150 93H151V95H150ZM157 93V94H156ZM241 93H243V94H241ZM159 94H160V96H159ZM192 94V93H191ZM190 94V95H191ZM262 94V95H261ZM153 95V96H152ZM169 95V96H168ZM193 95L195 96V97H193ZM193 95H192V97L193 98H195V101L194 102H196V101H201L200 100V97L201 96H199L200 94L199 93H193ZM196 95H198L197 97H196ZM240 95V96H239ZM242 95V96H241ZM246 95H248V96H246ZM150 96V97H149ZM154 96H156V97H154ZM166 96H167V98H166ZM226 96V95H225ZM224 96V97H225ZM257 98H256V97ZM160 97H162V99L160 98ZM166 99V102L167 103H165L163 100H165L164 98ZM188 97V96H187ZM228 96H226V98H227ZM241 97V98H240ZM242 97H244L243 98V101L241 100V102H239L240 100L239 99H242ZM248 97V98H247ZM252 97V98H251ZM253 97H255V98H253ZM151 98H152V100H151ZM186 98V97H185ZM192 98V99H193ZM151 101H150V100ZM158 99H161V102L160 101H158ZM170 99V98H169ZM189 99H191V98H189ZM188 99V100H189ZM247 99V100H246ZM145 100V99H144ZM158 102H157V101ZM194 100V99H193ZM192 100V101H193ZM223 100H225V99H223ZM244 100H245V102H244ZM252 100L250 101L251 103H253L252 102ZM165 103H163V102ZM225 101H227V100H225ZM151 102V103H150ZM158 103V106H157V103ZM189 102H191V100H189ZM189 102H188V104H189ZM194 102H192V103H194ZM237 102H239V104H237ZM250 102H248L249 104H251ZM153 103V104H152ZM162 103V104H161ZM161 104V106H159ZM168 104H169V106H168ZM191 104V103H190ZM166 105L168 106L167 108H166ZM240 105V106H241ZM146 106H148L149 108H147ZM151 106V107H150ZM239 106V107H240ZM151 108H153L152 110H153V112H152V110H151ZM162 108V109H161ZM146 109V110H145ZM148 109H150L151 110V112H150V110L148 111ZM240 110H244L243 112H245L246 110H248V109H237L236 110V112H235V114H234V119H233V122L235 123V125H236V122H237V120L239 119V116H241L242 114L239 112ZM146 111L147 112H149V113H151L150 115H152L153 116V118H152V116H150L149 115V113H146ZM107 112V111H106ZM162 113V115H161V113ZM170 112H171V110H170ZM145 113V114H144ZM157 113V114H156ZM237 113V114H236ZM238 113L240 114L239 116H238ZM104 114H105V110H103V116H104ZM147 114V115H146ZM150 117H149V116ZM160 115H161V118H160ZM171 115H172V112H171ZM106 116V115H105ZM148 116V117H147ZM156 116V117H155ZM146 117H147V119L148 120H151L150 122H153V123H151L150 124V122L146 119ZM151 118V119H150ZM159 119V121H158V119ZM155 119L158 121L157 122V124H155L154 122H155ZM167 119V120H166ZM145 120V121H144ZM146 120H147V122H146ZM154 120V121H153ZM163 120V121H162ZM166 120V121H165ZM161 124V125H160ZM233 124V123H232ZM151 126V127H153L154 125H156V127L155 128H153V130H151V128H148L149 126ZM153 125V126H152ZM234 125V124H233ZM234 125V126H235ZM158 126V127H157ZM160 126V127H159ZM146 128V129H145ZM150 130V131H147V130ZM160 129V130H159ZM146 132H148L147 134H146ZM152 132V134H149V133H151ZM154 133V134H153ZM161 133V135L160 136H158L159 134ZM157 135V136H156ZM167 137V138H166ZM156 138V139H155ZM160 138V139H159ZM159 139V140H158ZM171 139V140H170ZM156 140V142H153V141H155ZM170 140V141H169ZM146 141H148L147 143H149L148 145H146L145 143H146ZM154 143H156L155 145H153ZM157 143H159V147L161 148H159L157 145ZM173 143V142H172ZM171 143V144H172ZM200 143H198V145H197V147L196 148H194V149H196V151L197 152H199L200 150H202L205 146H201V145H199ZM145 145V146H144ZM169 145V146H168ZM149 146V147H148ZM153 146V147H152ZM155 147V148H154ZM200 147H201V149H200ZM156 148H159V150L158 149H156ZM164 149V150H163ZM198 149V150H197ZM161 150V151H160ZM204 150H206V149H204ZM203 150V151H204ZM148 151V152H147ZM163 151V152H162ZM203 151H200L199 153H202ZM153 152V153H152ZM160 152V153H159ZM165 152V153H164ZM152 153V154H151ZM164 153V154H163ZM149 154H151V155H149ZM1 155L2 154H0V157H1ZM40 155H42V154H40ZM40 155L38 154H36V156H37V158H38V160H40L39 158H40ZM44 155V154H43ZM90 155H92V154H75L74 155V157L76 158V156H77V158L79 157V159H77L76 160V162L77 163H75V164H72V166L73 165H75V166H73L72 168H74V169H71V166L69 167V171L73 174H71V177H70V175L69 176H67L66 178H68V179H71V182H73L74 183V185L70 182V180H69V182L68 181H66L67 179L65 178L63 181L66 183L65 185L67 186V190L66 189H64L63 190V192L65 193L66 191H68L69 190V188L71 189L70 190V192H69V194L72 196V198H70L71 196H69V194H68V192H66L65 194H67V196L70 198V203L68 202V198L66 197V195H65V197H64V195H62V194H52V196H53V198H51V197H48V196H50V194H48L47 193V191L45 190V186L42 184V183H38V182H33L32 180H30L29 178H30V174H31V172L33 173L34 171H33V169L32 168H29V169H31V170H28V169H21V171L22 170H25V171H27L26 173L28 174V175H26L25 174V172L24 171H20L21 173L20 174H23V177L21 176L20 177V174H18V171H16V169L18 168H20V165H14V168H11L10 169V171L12 170V169H14L16 172H17V174H16V172L14 171V173L15 174H13V180L11 181V179H12V176L11 175H5V174H7V172H2V167H3V169L4 168H6V166H9L8 164H4L3 162L2 163H0V167H1V169H0V171L2 172H0V177L2 176V174H3V176L2 177H4V176H6L5 178L7 179V177H8V181H9V178H10V181H11V183L13 184H10V182H8L5 178V180L7 181V183H5L6 181H2L1 182V180H0V228H2V230L3 229H5V230H7L8 232L6 233L5 232V234L4 235H2V238H4V239H7L8 240V242L10 243V244H2V245H0L1 247H0V264H60L59 263V261L61 260V256H62V252H64L63 250L66 248V246H65V244L64 243H62L61 242V238L62 237H60V240H59V235L58 234H56L57 233V231L59 232V230L63 227H65V219H63L62 217H64V215H66L65 213L66 212H68L67 213V215H69V216H71V217H73V221H72V227L74 228H76L77 226L79 227V228H81L82 227V225H83V227H85L86 225L88 226L89 225V223L88 222H90V217H91V214H89V212L91 213L92 211V208H91V206H90V204L93 202L92 200H93V197H94V195H93V197L91 196V192L93 191L94 193H95V191H94V187H93V189H92V184L91 183H93V182H91L92 181V179L91 178H93V164H92V156H89ZM131 155V154H130ZM165 155H166V157H165ZM170 155H171V157H170ZM187 155V156H186ZM197 155H199V154H197ZM206 155V154H205ZM208 155V154H207ZM220 155V154H219ZM224 155H225V157H224ZM239 155V154H238ZM136 156V155H135ZM147 156V157H146ZM153 156V157H152ZM158 156V157H157ZM167 156H168V158H167ZM192 156L194 157V159L192 158ZM201 156H202V154H200L199 155V157L201 158ZM204 156V155H203ZM224 157V158H221V157ZM242 156V155H241ZM240 156V157H241ZM42 157L43 156H41V159H42ZM71 157H73V156H70V158ZM83 157H84V159H83ZM89 157V158H88ZM163 157V158H162ZM190 158V159H186V158ZM205 157L206 158H208L207 156H204L203 157V159H205ZM209 157H210V155H209ZM226 157H227V160L229 159V155L228 154H221L217 159L218 160H220V161H215V160H208L207 162H205L206 163V168L204 169L202 166H200V171H201V168H203L204 170V172L203 171H201L202 172V174L203 173H205V170L207 171V172H210V169L208 170V168H212V166L210 167V165H213L214 167V169H213V171L215 170V168H216V171H215V174H214V172L211 174V176H213V178H211V179H213L212 180V184H211V182L209 183V184H205L204 183V187L206 188L205 190H204V188H203V193L206 191V192H208V188H209V190H214L213 189V187H211V186H214V188H215V185L216 186H218L217 184H218V181H216L217 180V177H215V176H217V174H218V176H219V178H220V176L222 177V174L220 175V173H217L218 172V168H220L219 167V165H220V162L222 163L225 159H226ZM239 157V156H238ZM239 157V158H240ZM36 158V159H37ZM44 158V157H43ZM69 158V159H70ZM162 158V159H161ZM170 158V159H169ZM242 158V157H241ZM71 159H73V158H71ZM158 160V162L157 163H155L156 161L155 160ZM164 159V160H163ZM167 159V160H166ZM75 160V159H74ZM74 160H72L73 162H74ZM81 162H80V161ZM201 161H202V159H200ZM207 160V159H206ZM19 162H20V160H18ZM17 160H15V162H14V164H19V162H18ZM42 161H43V159H42ZM42 161H39V162H42ZM85 161V162H84ZM148 161V162H147ZM152 161H153V164H152ZM162 161H164V162H162ZM168 161H170V162H168ZM226 161V160H225ZM224 161V162H225ZM70 162H71V160H70ZM69 162V163H70ZM83 162H84V165H83ZM176 162V161H175ZM193 162V163H192ZM202 162H204V160L202 161ZM208 162H211L212 164H210V163H208ZM217 162V163H216ZM78 163H81V164H78ZM139 163H141V164H139ZM181 163V162H180ZM205 163H203L204 165H205ZM87 166H86V165ZM156 164V165H155ZM167 166H165V165ZM208 164H210V165H208ZM10 165H12V164H10ZM80 165V166H79ZM152 165V166H151ZM163 165V166H162ZM170 165V166H169ZM25 166V165H24ZM83 166V167H82ZM137 166V167H138ZM156 166V167H155ZM175 166H177V164L175 163ZM185 166H187V167H185ZM223 163L221 164V173H223ZM244 166H246V165H244ZM248 166V165H247ZM11 167V166H10ZM15 167H16V169H15ZM22 167V166H21ZM75 167H78V169L77 168H75ZM185 167V168H184ZM189 167H191V168H189ZM193 167V168H192ZM205 167V166H204ZM24 168H28L27 166L26 167H24ZM91 168V169H90ZM162 168V169H161ZM171 168V169H170ZM189 168V169H188ZM17 169V170H18ZM79 169H81V171H79ZM88 169H90V170H92V171H88ZM132 169V168H131ZM138 169V168H137ZM140 169V168H139ZM188 169V170H187ZM197 169V168H196ZM7 171H9L8 170V167H7V169H6ZM20 170V169H19ZM73 170V171H72ZM76 170V171H75ZM165 170H167V171H165ZM180 170H182V171H180ZM191 170V171H190ZM3 171H5V170H3ZM13 171V170H12ZM28 171H30V174H29V172ZM83 171V172H82ZM85 171V172H84ZM145 171V172H144ZM171 171V172H170ZM177 171V172H176ZM184 171V172H183ZM212 171V170H211ZM75 172H76V174H75ZM139 172H140V170H139ZM154 172V173H153ZM155 172L157 173V174H159V181L158 182H160L161 180V182H160V184L159 183H152V182H150V184H149V180H150V178H151V176L152 175H154L155 174ZM168 172V173H167ZM190 172V173H189ZM206 172V173H207ZM5 173V174H4ZM8 173H10V172H8ZM13 172H11V174H12ZM67 173V172H66ZM151 173H153V174H151ZM162 173V175H160ZM163 173H165V175L163 174ZM167 173V174H166ZM171 173V174H170ZM182 173H183V175H182ZM185 173V174H184ZM206 173L204 174V175H206ZM40 174V173H39ZM70 174V173H69ZM75 174V175H74ZM91 174H92V176H91ZM146 174V175H145ZM199 174L201 175V173L199 172ZM14 175H15V177L17 176V178H18V176H19V178L21 179V182L23 181V182H25L24 184H26V185H28L31 189H29V187H28V189L27 188H25L26 187V185L24 186L23 185V187H22V184H23V182H22V184L21 183H19L20 181L18 180V183L16 182V180L17 179H15L14 180ZM66 175V174H65ZM68 175V174H67ZM136 175V174H135ZM141 175V176H140ZM148 175V176H147ZM149 175H150V177H149ZM168 177H167V176ZM223 175H224V173H223ZM24 176H27V177H25L24 178ZM72 176H73V179H72ZM144 176V177H143ZM210 176V177H211ZM241 176V175H240ZM76 177V178H75ZM79 177V178H78ZM91 177V178H90ZM140 177H143L142 179L140 178ZM164 177V178H163ZM206 177V176H205ZM205 177L204 176H201V178H204L205 179ZM208 177V176H207ZM18 178V179H19ZM145 178H147L146 180H145ZM162 178V179H161ZM165 178H167L166 180H164ZM215 178H216V180H215ZM2 179V178H1ZM30 181H29V180ZM75 179V180H74ZM89 179V181H87ZM91 179V180H90ZM140 179V180H139ZM204 179H202V181H206V180H204ZM73 180V181H72ZM85 180L87 181V183L86 184H88L89 182H91L90 183V189H88L89 188V184H88V187H87V185L85 184ZM145 180V181H144ZM148 180V181H147ZM171 180H173V181H175V179H172L171 178ZM219 180V179H218ZM14 181H15V183H14ZM75 181H76V183H75ZM138 181H139V183H138ZM156 181V182H157ZM167 183H166V182ZM172 181V184L170 185V183H169V186H172V185H174L175 184V182H173ZM209 181H211L210 179L208 180V182ZM213 181H215L216 183H214ZM207 182V181H206ZM68 183V184H67ZM163 183V184H162ZM174 183V184H173ZM37 186H36V185ZM42 184V185H41ZM77 184V185H76ZM94 184V183H93ZM146 184V185H145ZM147 184H149V185H147ZM152 184V185H151ZM168 185V184H167ZM167 185H165V187H164V190H165V188H167L166 186ZM8 186H9V188H8ZM32 186H34V187H32ZM43 188H42V187ZM68 186H69V188H68ZM74 186V187H73ZM143 186H145V189H144V187ZM150 186V187H149ZM151 186H152V188H151ZM11 187H13V188H11ZM38 188V190H37V188ZM40 187H41V190H43V195L41 194L42 193V191L41 190H39L40 189ZM157 187H159V188H157ZM33 188H36V190L34 189V190H32ZM157 188V189H156ZM169 189H167V190H170V187H168ZM173 188V187H172ZM171 188V189H172ZM217 188V187H216ZM29 190V191H27V190ZM144 189V190H143ZM159 189V190H158ZM33 192H32V191ZM130 190V191H131ZM142 190H143V194L144 195H142V194H140V192L142 193ZM148 192H147V191ZM35 191V192H34ZM37 191V192H36ZM38 191H40V192H38ZM74 191H76V192H74ZM83 191L85 192L84 194H82L83 193ZM139 191V192H138ZM153 192V195L151 194L152 192ZM215 191V190H214ZM213 191V192H214ZM63 192H61V193H63ZM71 192H74V193H71ZM155 192H157V193H155ZM160 192V193H159ZM162 192V193H161ZM216 192V191H215ZM45 193V194H44ZM75 193H77L76 195L77 196H79V198L78 197H76V199L74 198L75 197ZM160 195H159V194ZM166 193V192H165ZM212 192H210L209 191V193H207V196H209L210 194H211ZM39 194H41V196H38ZM139 194L140 195H142V197L140 196V197H138L139 196ZM158 194V195H157ZM164 194V195H163ZM205 194V193H204ZM212 194H214V193H212ZM216 194V193H215ZM46 195V196H45ZM56 195H58L59 197L58 198H56L55 196ZM74 195V196H73ZM43 196V197H42ZM63 198L62 200H63V204L66 202L65 200L67 199V202L65 203V204H69V206L67 207V205H66V207L68 208H64L65 207V204L64 205H62L63 206V208L66 210H63V212H65V213H63L64 215L62 216L61 214H62V209L63 208H58L57 206H60L61 207V204H59V202L61 201L60 200V198L61 197ZM145 196V197H144ZM151 196H153V197H151ZM157 196H159V197H157ZM131 197V198H132ZM148 197V198H147ZM156 197V198H155ZM216 197V196H215ZM38 198H43V199H38ZM45 198H46V201H45ZM48 198V199H47ZM54 198H56V201L55 200H53ZM66 198V199H65ZM130 198V199H131ZM141 198V199H140ZM158 198H161V199H158ZM59 199V200H58ZM65 199V200H64ZM77 199H80V200H77ZM90 199H91V201H90ZM145 199V200H144ZM42 201V200H44L43 202H44V204H42V203H40L39 201ZM50 200H53L55 203H56V205L57 204H59V205H57L56 207L57 208H55V206H54V204L55 203H53V201H52V204L53 205H51L50 203H51V201ZM58 200V201H57ZM71 200H73V201H71ZM151 201V202H150ZM38 202H39V204H40V206H38L39 204H38ZM45 202L47 203L46 205H45ZM91 202V203H90ZM61 203V202H60ZM153 203H151V204H153ZM46 206L45 208H47V209H45L44 208V206ZM52 207H51V206ZM92 205V204H91ZM49 207V208H48ZM89 207L91 208V210H89ZM148 208H149V206L147 207V208H144V218L145 219H149V218H151L152 216H155L154 214H155V210H153L152 208L151 209H149L148 210ZM169 209H171V207L169 206L168 207ZM208 208V207H207ZM44 209H45V211H44ZM50 211H49V210ZM54 209V210H53ZM81 209V210H80ZM147 209V210H146ZM51 210H53L52 211V213H51ZM150 210H152L151 212H150ZM206 210V208L204 209V211ZM147 211V212H146ZM167 211H169V210H167ZM171 211V210H170ZM203 211V212H204ZM48 212V213H47ZM77 212V213H76ZM167 213V212H166ZM168 213H170V212H168ZM167 213V214H168ZM172 213V212H171ZM170 213V215H172ZM50 214V215H49ZM151 214V215H150ZM90 215V216H89ZM169 215V214H168ZM169 215V216H170ZM69 216H65L64 218H66V217H69ZM168 217V216H167ZM13 219V221H12V223H11V226L9 227V220L10 219ZM52 219V220H51ZM62 219V220H61ZM52 222H51V221ZM60 221H62V222H60ZM50 225H54V227L53 226H50ZM61 225H62V227H61ZM87 226L84 228L85 230H87ZM53 229H52V228ZM60 227V228H59ZM88 228H89V226H88ZM50 229L51 230H53V233H51L52 231H50ZM81 229H83V228H81ZM84 229L82 230V231H80L79 233L81 234V232H82V239H81V235H80V238H79V241L77 240L76 242L75 241H70V243L68 244V245H70L69 247H70V249H68L69 251H70V253L68 254V256L70 255V258L72 257L73 259H76V261H80V259L83 261V259L85 258V260L84 261H88L87 259H89V256L91 255V251H92V248H91V246L89 247V249L91 250V251H89L88 250V246H89V244H91V243H89V242H87L85 239H86V237H88V236H85L84 234H86L85 233V231H84ZM55 230H56V232H55ZM88 231V230H87ZM3 232V231H2ZM62 232H63V230H62ZM0 233H1V231H0ZM61 233V232H60ZM59 233V234H60ZM2 234V233H1ZM0 234V235H1ZM56 234V235H55ZM84 235V236H83ZM88 235V234H87ZM179 235H181V236H183L182 235V233L181 234H179ZM60 236H61V234H60ZM79 237V236H78ZM77 236H76V238L75 239H77L78 238ZM84 237H85V239H84ZM205 238H207L208 239V237H204V239ZM88 239V238H87ZM204 239H202V240H204ZM209 240V239H208ZM208 240H206V241H208ZM181 241H183V239L181 240ZM185 241V240H184ZM260 241H256L254 244H256V246H258V243H259ZM62 243V244H61ZM89 243V244H88ZM185 244H187V241H185ZM65 246V247H64ZM69 247H67V248H69ZM240 247V246H239ZM244 247H246V245H244ZM255 247V246H254ZM2 248V249H1ZM263 249V250H262ZM37 252H42V251H45L44 253H45V255H46V259H43V260H38V259H35V258H33V254L34 253H36V251ZM40 250V251H39ZM89 252H88V251ZM62 251V252H61ZM33 252V253H32ZM261 254H259V253ZM43 253V252H42ZM43 253V254H44ZM83 253V254H82ZM88 253H90V254H88ZM64 254V253H63ZM134 254V253H133ZM131 255V256H133V257H135V258H137V256H135V254L134 255ZM262 254H264V246L263 247H260L259 246V249H258V251H257V255L258 256H264V255H262ZM72 255V256H71ZM186 255H188V254H186ZM80 256V257H79ZM84 256V257H83ZM130 256V257H131ZM140 256V255H139ZM138 256V258H140V259H142L141 257H139ZM143 256V255H142ZM147 256V255H146ZM151 256V255H150ZM150 256H148V257H150ZM91 257V256H90ZM132 257V258H133ZM152 257V256H151ZM151 257L149 258V259H151ZM260 257V258H261ZM80 258V259H79ZM134 258V259H135ZM137 258V259H138ZM147 257H145L144 258V260L146 259ZM262 258H264V257H262ZM73 259H71V260H73ZM130 259V258H129ZM133 259H130L129 260V263L130 262H134V261H132ZM161 260V259H160ZM73 261H75V260H73ZM140 260H137V262H138V264L141 262H139ZM145 261H147V259L145 260ZM149 262H151L152 264H168L165 260H162V261H164V262H159V260H156V261H158V262H154V260L152 261V260H148ZM198 261L200 262V263H204V262H206V258H199L198 259ZM135 262H136V259H135ZM136 262V263H137ZM185 262V261H184ZM85 263V262H84ZM142 263V262H141ZM140 263V264H141ZM130 264H132V263H130ZM143 264H146L145 262H143ZM149 264V263H148ZM185 264V263H184ZM187 264H188V262H187ZM262 264H264V263H262Z\"/></svg>", "mask_w": 264, "mask_h": 264}, {"label": "crops", "instance_id": "crops-1", "mask_svg": "<svg viewBox=\"0 0 264 264\" xmlns=\"http://www.w3.org/2000/svg\"><path fill=\"white\" fill-rule=\"evenodd\" d=\"M206 87H209V90H208V88L200 87L197 89L198 92H197V90H195V91L191 90L189 87H187L183 84H177L173 87L171 98H170L171 104H170V108H169V110H171V112H172V116H170L169 123H167L165 125V128H164V135L177 140V141H173V143L175 142L176 144L174 146L172 143L173 146H171L172 149L169 151V153H165V154H173V156H172V158L174 160V165L172 167L173 172H175V168L177 169L178 166H179L178 169L181 167L183 168V166H181L179 164L180 162L186 163L183 160V154H194V151H195L194 148L197 147L198 143L204 142L203 139H205V143H203V144L208 149L207 150L205 148L207 150V152L204 151L205 152L204 154H209V153L211 154V152H212V154H211L212 157L209 154L211 157L210 160H217V158L219 157V154H224V153L228 154L233 159L238 157L239 156L238 154H240L244 158L246 157L245 159L249 160V162H253L255 164L257 163V165L259 164L261 166L262 165L264 166V105L255 106V107H252V108L246 110L239 117V119L236 122V125L233 127L232 121L234 119V114L237 110V107L233 108L234 105L230 104V102H226L229 105L228 106H227V104L225 105V106H227V111H225L224 108H219L222 105V103H215L214 102V104H216V105L220 104V106H218V108L215 107L214 104L212 105L213 101H211V100H213V99L210 98L212 96L209 97V95H208V94L211 95L213 93L212 91H214V90L211 91L209 85ZM201 88H203L202 91H201ZM205 89H207V91H209L208 94H207V92L206 93L204 92V91H206ZM189 90H190V93H195V92L200 93L201 97H202V94H206L205 97H207V98H205L203 95L205 101H204V99H202V98L201 99L204 102L200 101V103L199 102H196L193 104L191 103L193 106L191 104H188L187 108H185L186 105H184L182 103V101L184 100L185 97H187L190 94ZM210 91L212 93H210ZM208 97H209V99H208ZM209 100H210V102H209ZM207 101L209 102L208 104H207ZM201 103H203V104L205 103V105H208L207 106L208 109L206 107V109H207L206 110L204 108L205 105L203 107V105ZM195 104L197 107L194 106ZM231 105L233 107L229 108V107H231ZM198 106H199V108H198ZM201 106L203 108H201ZM222 107H224V105H222ZM188 108L191 112H189ZM209 108H211L210 111H209ZM198 109H200L201 113ZM215 109H217V110H215ZM208 111H209V113H208ZM217 112L221 116H219L218 114L216 115ZM223 112H224V116L225 117L227 116L229 120L228 119L226 120L222 116ZM142 113H143V111H142ZM208 114H210V115H208ZM226 114H228V115H226ZM205 115H207V116H205ZM142 116H143V114H141V119H142ZM193 116H194V118H193ZM213 116H214V118H213ZM217 116H218V118H217ZM221 117H223V118L221 119ZM207 119H208V122H207ZM224 120H225V122H223ZM141 122H142L141 128L143 129V119ZM205 123H207L208 125ZM223 123H227V126L223 125ZM212 124L215 126H213ZM202 126H203V128H202ZM208 126H213V127L208 128ZM228 126L230 128H227ZM199 127L201 130L199 129ZM231 127L233 128L232 129L233 131L231 130ZM204 128L205 129L208 128L209 133L213 132V134L209 135L208 132ZM222 128H224V129L222 130ZM197 129L199 130V132L197 131ZM210 129H213V131ZM215 130L218 134L215 132ZM230 131H232V132H230ZM203 132H205V136H206L205 138L203 137ZM220 132H221L222 136L218 137ZM199 133H201V134H199ZM214 133H216V134H214ZM231 133H232V135H231ZM229 134H230V136H229ZM215 135H217V136H215ZM190 136H191V138L189 139ZM213 137H215V138H213ZM229 137H231L232 139ZM224 138H225V140H224ZM233 139H234V141H233ZM187 141H189L191 144ZM196 141H197V143H196ZM210 141H211L212 145L210 144ZM226 142L228 143L227 145H226ZM232 142H234V143H232ZM229 143H231L232 145ZM214 145H216V146L218 145V148H215L216 146L214 147ZM225 146H226V148H225ZM174 147H176V149H174ZM232 147L234 150L231 149ZM141 148H142V146H141ZM187 149H190V150L188 151ZM216 149H219V150H216ZM222 149H223V151H222ZM209 150H210V152H209ZM174 151H175L176 155H174ZM230 152H232V153H230ZM213 153H214V155H213ZM141 154H143L142 150H141ZM195 154H203V153H199L196 151ZM238 159H239V157H238ZM238 159L236 158L235 160L238 161ZM177 160H178V162H177ZM175 161H176V164H178V166H175ZM231 162H232V160L230 161V163ZM236 163H238V162H236ZM232 164L228 165L227 161L223 162L222 167H223V172L225 175L222 174L221 179L225 178V176H226V178L224 179L223 182L221 181V179H220V181H218V186L216 188V199L218 198V200H217V203L214 206L215 208L212 212V217H211L212 223L211 224L213 225V229H214L213 231H215V234L218 235L222 241H224L230 245H233V246H244V245L251 244L253 242L255 243L259 239V237L261 236L262 232L264 231V207H263L262 203L260 202V200L256 199V197L250 195L249 193L240 191L242 188V187H240V189H239V185H238L241 183L239 181L240 178L238 177V176H240V173H239V171L237 172L238 168L236 169V167H235L238 164L234 165L235 163H233V162H232ZM230 165H231V167H230ZM227 166L230 167L231 170L233 168L234 169L231 172H228ZM238 173H239V175H238ZM230 175L231 176L233 175L235 177L232 176L233 177L232 178ZM263 179H264V173H263ZM237 182H238V184H237ZM220 183H223L224 186ZM227 186H229V187H227ZM236 187H237L236 190H239L238 192H236L235 190H233V191L231 190V189H234ZM217 191H218L219 195H218ZM234 191L236 193H233ZM141 203H143V200Z\"/></svg>", "mask_w": 264, "mask_h": 264}]
</instances>
